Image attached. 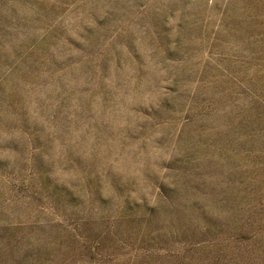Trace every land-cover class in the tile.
Returning a JSON list of instances; mask_svg holds the SVG:
<instances>
[{"label": "rangeland", "instance_id": "rangeland-1", "mask_svg": "<svg viewBox=\"0 0 264 264\" xmlns=\"http://www.w3.org/2000/svg\"><path fill=\"white\" fill-rule=\"evenodd\" d=\"M0 264H264V0H0Z\"/></svg>", "mask_w": 264, "mask_h": 264}]
</instances>
